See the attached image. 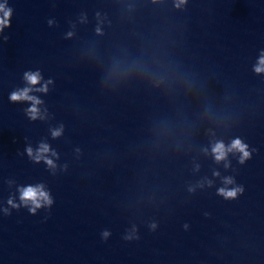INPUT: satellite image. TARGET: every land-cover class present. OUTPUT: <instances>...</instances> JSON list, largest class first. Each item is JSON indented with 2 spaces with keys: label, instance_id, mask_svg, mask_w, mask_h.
Returning <instances> with one entry per match:
<instances>
[{
  "label": "water",
  "instance_id": "water-1",
  "mask_svg": "<svg viewBox=\"0 0 264 264\" xmlns=\"http://www.w3.org/2000/svg\"><path fill=\"white\" fill-rule=\"evenodd\" d=\"M174 3L0 0V264H264V0ZM36 71L32 120L9 96Z\"/></svg>",
  "mask_w": 264,
  "mask_h": 264
},
{
  "label": "clouds",
  "instance_id": "clouds-1",
  "mask_svg": "<svg viewBox=\"0 0 264 264\" xmlns=\"http://www.w3.org/2000/svg\"><path fill=\"white\" fill-rule=\"evenodd\" d=\"M153 2H156V0H153ZM185 3H186V0H175L174 7L180 8ZM11 11L12 10L10 8H6L5 5L0 4V12L3 13V17L0 18V30H2L4 27L9 26V17L11 15ZM97 32L99 33V29H97ZM68 35L71 36V33H69ZM6 40H7V37H5V41ZM254 71L256 73L264 72V54L261 55L259 62H258V66L254 68ZM24 80L27 82L29 86L13 91L9 96V100L11 102H21V101L30 102L31 107H29L26 110V114L28 115V117L32 120H35L37 118H43L41 117L40 111L37 107V105H39L41 101L37 99L35 96L29 95V93L33 91L32 86H35L41 80V75L39 71L25 72ZM47 83H51V81H48ZM47 83L42 85L39 89H36V91L46 92ZM60 134H61V129H56L52 131L53 137H58ZM25 151L27 155L31 159H33L35 162H40L41 160H43L45 164L48 165L49 167H52V168L55 167V165L53 164V161L51 159H47L45 156V154L49 152V146L47 144H40L35 155H33V150L31 147H27ZM252 151H256V150L253 149ZM211 153L216 162L226 160L228 153H239L240 155H239L238 163L240 164H244L246 160L251 158V153L248 150V145L243 143L241 139L239 138L234 139L231 142V144L227 147L222 141L216 142L211 147ZM52 155H55V153L53 152ZM227 166L228 165L226 164L225 167ZM213 175H218V173H213ZM208 183L210 186L211 181H209ZM223 183L225 185H233L235 184V181L232 177H226ZM189 190L191 191L192 189H189ZM243 192H244L243 185H236L232 188L221 187L217 189V195L222 196L226 200L236 199L239 195H242ZM20 201H21V205L28 207L29 213L33 215L36 213L37 209L41 208L42 206L49 207L53 203V201L49 198L48 193L42 190V186H36V187L28 186L23 189H20ZM8 203L13 208H18L21 206V205L14 204L11 199H9ZM5 214L10 215L7 209L5 210ZM150 227L152 229H155L156 225L152 224L150 225ZM185 227H187V225H185ZM109 235L110 233L108 231H104L101 233V238L103 240H106ZM133 238L139 239V237H133L130 235H126L124 237L125 240H132Z\"/></svg>",
  "mask_w": 264,
  "mask_h": 264
}]
</instances>
